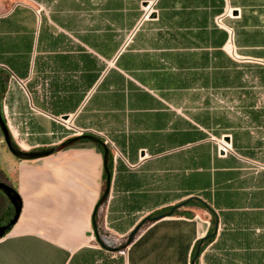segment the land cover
Listing matches in <instances>:
<instances>
[{
  "label": "crops",
  "instance_id": "crops-1",
  "mask_svg": "<svg viewBox=\"0 0 264 264\" xmlns=\"http://www.w3.org/2000/svg\"><path fill=\"white\" fill-rule=\"evenodd\" d=\"M0 92L20 149L109 140L110 232L203 204L110 252L92 230L102 153L73 145L20 161L7 150L0 182L21 211L0 264H191L214 231L194 264H264V0H0ZM12 210L0 191V225Z\"/></svg>",
  "mask_w": 264,
  "mask_h": 264
},
{
  "label": "water",
  "instance_id": "water-1",
  "mask_svg": "<svg viewBox=\"0 0 264 264\" xmlns=\"http://www.w3.org/2000/svg\"><path fill=\"white\" fill-rule=\"evenodd\" d=\"M0 99H1V92H0ZM0 133L2 136V140L4 145L6 146L8 152L14 156L17 160H25V161H34L37 160L39 158H45V157H50L53 156V154L60 152L62 150L68 149V147L73 146L79 142H82L84 140L91 142L92 144H96L98 146H101V153H102V169L105 175V180H104V190L98 200V203L96 204L93 212H92V230L93 233L95 234L96 231V225H95V221H94V216L96 215V211L98 210V208L100 206H102L103 203H105L106 198L109 194V190H110V177H111V172L107 167V164L109 162V158H110V153L108 150V147L106 146V144L103 142V140L101 138H98L92 134H80V135H76V136H72V137H68L67 140H65L64 142L54 145L52 147H48V148H37V149H32V150H24V149H20L13 140H11L7 125L5 124L4 120L2 119V115H1V111H0ZM0 191L4 194L5 197H7L9 203L12 206V213L10 215V217L8 218V220L6 221L5 224L0 225V238H3L7 235V233L10 231V229L15 225V223L17 222V218L20 214L21 211V203L20 200L17 196L16 191L10 187L7 184H4L2 182H0ZM186 202H181V204L175 205L173 207H171L168 211H166V213H162L156 216H148L146 218H144L143 220H141L135 227L134 229H132L130 231V233L128 234L126 240L124 243L120 244L118 247L115 248H111L108 247L107 245H105L104 243H102L99 239H96L97 244L99 245L100 249H105L107 251L110 252H119L122 251L124 249H126L127 246H129L133 240L135 235L137 234V231L139 230V228L145 224L146 222L150 223V222H155L157 220L166 218L168 216H173L172 214L174 213L175 210L181 208V206L185 205ZM216 231H214V233L205 236L204 238L198 240L197 244H196V248H195V252L194 255L190 261L191 264H194L195 260L199 257L200 251H201V243L203 242L204 239L210 238V237H214Z\"/></svg>",
  "mask_w": 264,
  "mask_h": 264
},
{
  "label": "rangeland",
  "instance_id": "rangeland-1",
  "mask_svg": "<svg viewBox=\"0 0 264 264\" xmlns=\"http://www.w3.org/2000/svg\"><path fill=\"white\" fill-rule=\"evenodd\" d=\"M146 11V10H145ZM145 11H143V14L145 13ZM223 105V104H222ZM68 128V127H67ZM66 128V129H67ZM69 129V128H68ZM67 129V130H68ZM103 137V140L104 139H107L106 137ZM212 139V142L214 143L216 149H221L223 150L225 153L228 152V150H225L226 149V146H225V143L223 140H218V139H214V138H211ZM91 144V142H84V143H77L75 144V146H84V145H89ZM108 147V146H107ZM108 150H109V153H110V149L108 147ZM5 154V155H4ZM111 155V153H110ZM9 159V156H8V152H7V149H6V146L4 145L3 143V140H2V136H1V133H0V173L3 172V170L5 169V164L7 163L6 161ZM11 159L12 160H16V158L13 156H11ZM102 207H99L98 210L96 211V214H97V223H98V227H97V233H98V238L101 240V241H105L106 243L104 244H107L108 246H110L111 248L112 247H117L119 246V244H122L125 242L126 238H127V235L126 236H120V235H116L112 232H110L107 228H106V225L104 226V223L102 221ZM189 209L191 210L192 213H198V211L200 210V208L198 206H190ZM202 210H204L202 208ZM176 211V210H175ZM208 214V213H207ZM198 215V214H197ZM207 218H211V215L208 214L207 215ZM212 227V226H211ZM98 248H99V245H97ZM196 248V246H195Z\"/></svg>",
  "mask_w": 264,
  "mask_h": 264
},
{
  "label": "trees",
  "instance_id": "trees-1",
  "mask_svg": "<svg viewBox=\"0 0 264 264\" xmlns=\"http://www.w3.org/2000/svg\"><path fill=\"white\" fill-rule=\"evenodd\" d=\"M9 76L11 77V76H13L12 75V73H10L9 72ZM84 142H89V141H86V140H84ZM84 142H81V143H84ZM91 145H92V147L98 152V153H101V146H98V145H96V144H92L91 143ZM110 158H111V156H110ZM110 158H109V162H108V164H107V167H108V169L111 171V162H110ZM103 179L105 180V175H104V172H103ZM186 205H190V206H199V205H203L201 202H199L198 200L196 201L195 199H190V200H187L186 201ZM100 207H102V206H100ZM178 213H177V211H174V213L172 214L173 216H176ZM186 215H190V214H186ZM97 214L94 216L95 218H94V221H95V225H96V231H95V238L96 239H99L98 238V233H97V227H98V223H97ZM100 240V239H99ZM209 240H211V239H204L203 240V244H202V246H201V251H200V253L202 252V249H203V245L205 244V243H207ZM101 241V240H100ZM102 243H106L104 240L103 241H101ZM105 245H107V244H105ZM108 246V245H107ZM108 247H110V246H108ZM194 252H195V249H194V251H193V254H192V256L194 255Z\"/></svg>",
  "mask_w": 264,
  "mask_h": 264
},
{
  "label": "built area",
  "instance_id": "built-area-1",
  "mask_svg": "<svg viewBox=\"0 0 264 264\" xmlns=\"http://www.w3.org/2000/svg\"><path fill=\"white\" fill-rule=\"evenodd\" d=\"M11 79H13L15 81L14 76H11ZM103 142L106 144V146H108L109 148H113L112 144L109 142L108 139H104ZM120 245V244H119ZM118 247V246H117ZM115 248V247H112Z\"/></svg>",
  "mask_w": 264,
  "mask_h": 264
},
{
  "label": "flooded vegetation",
  "instance_id": "flooded-vegetation-1",
  "mask_svg": "<svg viewBox=\"0 0 264 264\" xmlns=\"http://www.w3.org/2000/svg\"><path fill=\"white\" fill-rule=\"evenodd\" d=\"M82 142H83V141H82ZM9 217H10V216H9ZM9 217H8V218H9Z\"/></svg>",
  "mask_w": 264,
  "mask_h": 264
}]
</instances>
